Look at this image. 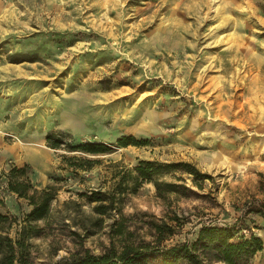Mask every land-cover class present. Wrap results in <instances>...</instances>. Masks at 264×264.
I'll return each instance as SVG.
<instances>
[{"label": "rangeland", "instance_id": "rangeland-1", "mask_svg": "<svg viewBox=\"0 0 264 264\" xmlns=\"http://www.w3.org/2000/svg\"><path fill=\"white\" fill-rule=\"evenodd\" d=\"M56 129L151 141L74 152L48 145ZM63 153L94 161L70 167ZM144 158L193 161L212 178L200 187L180 170L161 176L180 191L161 196L145 181L123 193L122 174ZM26 164L38 187L58 188L31 239L34 264L173 245L264 207V0H0V171ZM5 185L2 210L20 217L15 236L32 204ZM97 189L116 193L103 214L83 194ZM248 219L264 239V215ZM153 221L175 232L159 242ZM253 264H264V249Z\"/></svg>", "mask_w": 264, "mask_h": 264}, {"label": "trees", "instance_id": "trees-1", "mask_svg": "<svg viewBox=\"0 0 264 264\" xmlns=\"http://www.w3.org/2000/svg\"><path fill=\"white\" fill-rule=\"evenodd\" d=\"M46 138L51 147L90 154L107 153L114 150L116 146L143 145L151 141L150 137H138L135 134L126 133L119 135L116 141L111 142L96 139L80 140L73 137L70 132L57 129L48 131ZM63 157L70 167L74 168L91 167L94 161L91 158H82L76 153L73 155L63 153ZM29 167V164L14 165L9 171H0V179L3 176L6 177L4 179L6 185L0 182V264H34L31 239L43 234V228L37 221L49 217L52 203L58 196L56 185L38 187L29 174ZM180 170L191 175L200 187L204 186V181L212 178L211 173L203 171L193 161L144 158L134 168L122 174L119 188H122L123 193L128 190L136 192L143 182L153 181L159 195L165 196L166 192L180 191L181 183L162 179L161 176ZM3 184L8 190L28 198L32 204V208L24 214L21 227L15 236L12 235L11 229L20 217L2 210L5 204L2 193ZM83 194H86L89 201L98 202L94 208L102 214L108 212L115 204L116 193L113 191L97 189ZM247 211L244 216L234 222L204 223L193 240L173 245L159 244L152 249L135 245H127L121 250L111 246L103 253H93L90 249H86L57 264H149L150 258H160L163 264H178L183 260L188 264H209L214 260L223 261L225 264H253L254 256L264 249V239L254 231V225L251 223L253 219L249 221L248 215L251 212L264 215V207L252 206ZM152 224L161 235L159 242H162L166 234L175 232L174 228L168 224L163 225L157 221H153ZM244 229L250 232L246 233ZM120 231L123 232V227Z\"/></svg>", "mask_w": 264, "mask_h": 264}]
</instances>
